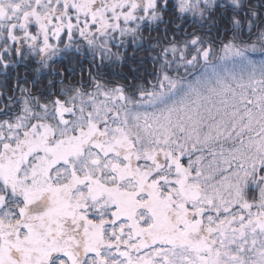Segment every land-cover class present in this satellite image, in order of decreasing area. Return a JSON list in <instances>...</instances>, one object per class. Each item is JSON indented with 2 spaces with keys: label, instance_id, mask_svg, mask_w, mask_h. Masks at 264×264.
Wrapping results in <instances>:
<instances>
[{
  "label": "snow or ice",
  "instance_id": "1",
  "mask_svg": "<svg viewBox=\"0 0 264 264\" xmlns=\"http://www.w3.org/2000/svg\"><path fill=\"white\" fill-rule=\"evenodd\" d=\"M0 264H264V0H0Z\"/></svg>",
  "mask_w": 264,
  "mask_h": 264
}]
</instances>
